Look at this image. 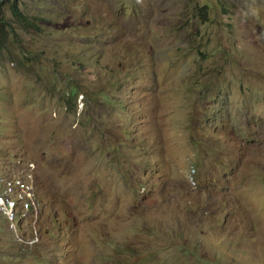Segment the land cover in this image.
<instances>
[{
  "label": "rangeland",
  "instance_id": "rangeland-1",
  "mask_svg": "<svg viewBox=\"0 0 264 264\" xmlns=\"http://www.w3.org/2000/svg\"><path fill=\"white\" fill-rule=\"evenodd\" d=\"M17 4L0 174L39 206L0 264H264V0Z\"/></svg>",
  "mask_w": 264,
  "mask_h": 264
},
{
  "label": "trees",
  "instance_id": "trees-1",
  "mask_svg": "<svg viewBox=\"0 0 264 264\" xmlns=\"http://www.w3.org/2000/svg\"><path fill=\"white\" fill-rule=\"evenodd\" d=\"M0 0V9L5 5L8 6L10 10L11 17L13 19L12 22L8 21L4 16H0V53L2 50H6L8 48V36H10V32H12V24H16L25 34H39L41 33L40 27L48 23L47 20L41 18L37 15L26 14L23 13L18 8V0Z\"/></svg>",
  "mask_w": 264,
  "mask_h": 264
},
{
  "label": "clouds",
  "instance_id": "clouds-1",
  "mask_svg": "<svg viewBox=\"0 0 264 264\" xmlns=\"http://www.w3.org/2000/svg\"><path fill=\"white\" fill-rule=\"evenodd\" d=\"M30 169L34 170L35 166L34 164H31ZM12 178V177H18L23 179L24 181H26L28 183V185L30 186V193L28 195L27 201H25L23 204L27 206V211L24 213V216H22V213H19V217H17L14 221V227L11 225V223H9L5 218L0 217L2 219H4L10 227L11 232L16 236L17 239H20V241L22 243H27L26 238L24 237V233L22 231V229L28 228L29 226V217L30 215H32V212L35 211L37 209V207L39 206V194H37L36 189L34 188L33 184H34V178L32 176V174L30 173H24V174H10V175H1L0 174V178ZM34 241L32 240L31 242H29V244H32Z\"/></svg>",
  "mask_w": 264,
  "mask_h": 264
},
{
  "label": "bare ground",
  "instance_id": "bare-ground-1",
  "mask_svg": "<svg viewBox=\"0 0 264 264\" xmlns=\"http://www.w3.org/2000/svg\"><path fill=\"white\" fill-rule=\"evenodd\" d=\"M5 180L10 181V184H12L14 187L15 206L11 207V206H13V202H12V200L9 201V199H7V197H6L5 202H4L5 197L2 196V198H1V195H0L1 200H3V202L0 201V213H5L6 214L5 218H7L6 220L9 223H11V225L13 224V226H14V221L17 217H19V213H22L21 215L24 216V213L27 211V206L24 205L23 203L25 201H27V198H28V195H29L31 189H30V186L28 185V183L26 182L23 186V192L18 194L16 192V185H17L16 182L14 183V181L11 180L10 178H6ZM27 189L29 190V193H28ZM20 195L25 196L24 201H20L18 199L19 198L18 196H20Z\"/></svg>",
  "mask_w": 264,
  "mask_h": 264
},
{
  "label": "built area",
  "instance_id": "built-area-1",
  "mask_svg": "<svg viewBox=\"0 0 264 264\" xmlns=\"http://www.w3.org/2000/svg\"><path fill=\"white\" fill-rule=\"evenodd\" d=\"M28 193H29V190L27 189Z\"/></svg>",
  "mask_w": 264,
  "mask_h": 264
}]
</instances>
